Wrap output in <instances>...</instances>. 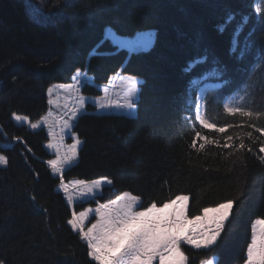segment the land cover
Wrapping results in <instances>:
<instances>
[{"label": "trees", "instance_id": "1", "mask_svg": "<svg viewBox=\"0 0 264 264\" xmlns=\"http://www.w3.org/2000/svg\"><path fill=\"white\" fill-rule=\"evenodd\" d=\"M252 2L0 0V154L9 160L0 167L2 264H96L67 221L74 211L115 201L126 192L140 197L143 207L187 195L191 219L205 207L233 200L217 244L211 250L185 245L183 250L190 264L214 257L216 264H245L253 224L264 219V152L259 151L264 134L249 124L264 128V117H233L222 104L229 94L243 95L246 89L244 102L264 110L259 66L264 20L251 14ZM229 14L235 20L219 30ZM245 15L250 18L239 39L249 50L241 59L232 53L231 40ZM108 29L130 38L155 30L156 39L149 50L130 52L107 38ZM197 57L208 62L186 71ZM214 66L222 69V77L213 80L228 83L205 93L204 116L217 128L226 127V120L238 125L225 133L204 129L194 110V78ZM81 71L93 78L81 87L85 95L102 96L103 86L118 73L139 76L142 83L135 117L98 114L88 104L76 120L73 131L83 145L77 163L65 169L64 181L108 178L112 183L95 201L72 205L47 163L54 159L48 130L18 125L13 113L41 120L50 110L48 89L72 84ZM196 132L215 143H205ZM227 135L233 141L225 148ZM241 138L245 149H238Z\"/></svg>", "mask_w": 264, "mask_h": 264}, {"label": "snow or ice", "instance_id": "2", "mask_svg": "<svg viewBox=\"0 0 264 264\" xmlns=\"http://www.w3.org/2000/svg\"><path fill=\"white\" fill-rule=\"evenodd\" d=\"M251 7V14L264 20V0H253ZM249 18L247 15L242 16L232 32L231 51L241 59L248 54L249 44L246 41L242 45L239 37L244 31ZM234 20L235 16L229 14L224 23L219 26V30L223 31ZM150 42L151 38L148 36L142 38L137 44L146 47ZM207 62V57H197L190 62L186 71L191 72L197 65L206 64ZM259 66L264 69V56L261 57ZM253 74L250 73V77ZM221 77L222 69L214 66L201 76L194 78V80L203 81L211 78L219 80ZM73 79L79 84V75L74 76ZM137 83L138 81L135 79L125 81L123 103L118 100L100 102V108L114 105L117 108L134 109L136 104L133 97L137 94ZM227 83V81H223L220 87H224ZM60 87L67 88L69 86L60 85ZM48 93L51 96L53 89L49 88ZM246 95V89L243 95L232 96L229 94L227 102L222 104L223 111L233 117L247 118L248 121L264 117V110L253 108L244 102ZM84 102L83 97H78L79 107H74L71 110L69 119L75 118ZM196 110L199 124L204 129H215L219 133H225L226 127L238 126L226 120V127L217 128L216 122H210L201 114V105H197ZM13 117L18 122H27L32 129L41 127L38 122L31 123L27 116L13 113ZM249 126L253 127L256 132L264 134V128H257L254 123H250ZM71 127L72 125L64 120L58 140L57 134L50 130L49 134L53 137V142L49 143L48 147L55 151L57 158L47 161L52 172L60 178V187L67 195L69 202L74 200L73 189L78 191L81 198L89 196L94 198L97 189L102 188L104 184L112 183L107 178L92 182L83 180H74L70 184L63 182L65 166H70L75 162L78 154L77 149L81 143L77 139L67 150H62L64 129H70ZM195 135L201 138L200 132H196ZM247 136L251 138L252 132H248ZM202 139L205 143H215V141H210L207 136L202 137ZM232 141L233 136L227 135L223 147H230ZM191 147H197L195 141H193ZM204 147V143L199 145L200 149ZM245 148L246 145L241 138L238 149ZM247 150L250 151L251 149ZM259 151L264 152V145L259 147ZM261 159H264V157H261ZM8 163V157L0 154V165L6 166ZM33 200H35V197H33ZM188 201L189 197L187 195H177L174 199L163 202L159 207L155 202H152L150 206L143 207L140 197L126 192L117 201L100 204L95 210L88 209L79 213L74 211L72 218L67 223L71 225L73 230L77 231L80 238L86 243L88 255L96 264H190V257L185 253L182 245L189 246L194 250H211L217 244L223 230V222L233 208V200L218 203L215 207H205L202 210V215H197L193 219H189L187 214ZM140 207H143V210H137ZM93 212L98 219L95 223H91L90 227L85 228V222ZM189 225H193L191 230L188 228ZM200 264H213V261L201 260ZM245 264H264V219H257L252 227Z\"/></svg>", "mask_w": 264, "mask_h": 264}, {"label": "rangeland", "instance_id": "3", "mask_svg": "<svg viewBox=\"0 0 264 264\" xmlns=\"http://www.w3.org/2000/svg\"><path fill=\"white\" fill-rule=\"evenodd\" d=\"M107 32L109 34L108 35L109 38L113 41V43L115 45H117L121 48H127L128 50H133L132 52H142V51L149 50L153 46L155 39H156L155 30L145 31L144 35H141L140 37H138L139 35L138 36L136 35L133 38L120 35L116 32H112V30H110V29H108ZM148 36H150L151 42L146 47L145 46H138L137 42L141 41L142 38L148 37ZM79 76H80V74H79ZM129 79H135L136 81H138V83L136 85L137 94L135 97H133V100L135 101L136 107L134 109H131V110L124 109V108H117L114 105L111 107L103 108V109L100 108V106H99L100 102H108V101H117L118 100V101H120V103H123L124 84H125V81H127ZM86 81L88 82V80H86ZM113 82L110 84V86L105 88L107 91L104 92V94L102 96H93V95L82 94L80 92L81 85L76 87V85L73 84V85H67V86H69L67 88H61L60 85H64V84H54L50 87L53 89L52 95L50 96L48 93L49 101H51V103H49L50 104V110L47 113V115H45L41 120L37 121L41 125L40 128L32 129L27 122H18L15 120L14 117H13V119L16 122V124L27 125L33 131H37L41 128H46L48 130V133H50V130H51L52 132H55L57 134V140L59 139V136L61 134L62 122L64 120H67L72 125V127L70 129H64L65 135H64L62 150H67V148L70 145H72L73 143H75V141L77 139L81 142L78 146V149H77L78 154H77V157L75 158V162L72 164V165H74L78 161L79 151L83 145V141L78 137V135L76 133H74L73 128H74L75 122L78 119V117L87 112L88 104H91L94 107L95 112H97L98 114H118V115H126L129 117H135L137 115V101L139 98L140 84L142 83V78L139 76H135V75H128V74L119 73ZM115 82H117V83H115ZM91 83H93V82H91ZM81 84H84V82L82 81ZM220 84H221L220 81L213 80V78L206 79L203 81H200V80H194L193 81L192 88L196 90V98L194 100L195 112H197L196 106L201 105L202 106L201 114L204 115V99H201V98H204V95L207 91H209L211 89L218 88L220 86ZM78 97L84 98V101H85L84 105L77 112L75 118L69 119V117L71 115V110L74 107H79ZM192 103H193V101H192ZM196 116H197V114H196ZM204 118H205V116H204ZM197 121L199 122L198 118H197ZM37 122H31V123H37ZM210 130H213V129H210ZM201 137H204V136H201ZM52 142H53V137L50 135L49 143H52ZM47 148H48L49 152L54 155V159H56L57 156H56L55 151L53 149L49 148L48 145H47ZM72 165H70V166H72ZM70 166H65V169L70 167ZM0 167H5V165H0ZM55 176L58 177L57 174H55ZM101 179H103V178H101ZM97 180H99V179H97ZM63 182L70 184L72 181L66 182L63 179ZM86 182H92V181H86ZM108 185H110V184H104L102 186V188L104 186H108ZM102 188L96 190L97 194L95 195L94 198L90 197V196L86 197V198H81L79 196L78 191L76 189H73L72 191L74 194V200L70 203L72 205H74L77 202H85V201H89V200L95 201L96 196L98 194H100ZM60 189L62 192H64L61 187H60ZM117 200L118 199H116L115 201H117ZM100 204L101 203H97L95 206H90V207L86 208L84 211H86L88 209L95 210ZM188 205H189V201H188ZM137 210H139V209H137ZM229 216H230V214H229ZM229 216L227 217V219L229 218ZM96 219H98V217L95 216L94 212L92 214H90L88 217V220L85 222V228L90 227L91 223H95ZM189 219H191V218H189ZM226 220H224L223 226H224V223L226 222ZM192 227H193V225H189L188 226L189 230H191ZM183 246L184 245H182V248H183ZM210 260L213 261V264H216L217 258L214 257Z\"/></svg>", "mask_w": 264, "mask_h": 264}, {"label": "crops", "instance_id": "4", "mask_svg": "<svg viewBox=\"0 0 264 264\" xmlns=\"http://www.w3.org/2000/svg\"><path fill=\"white\" fill-rule=\"evenodd\" d=\"M80 74V76L82 77L83 76V74L86 76V80H88V81H90V82H92L93 80H92V78L91 77H89V76H87L86 75V72H78L76 75H79ZM117 76H115L112 80H111V82L108 84V86H110V84L114 81V79L116 78ZM74 82H76L75 80H74ZM114 83V82H113ZM115 83H117V82H115ZM73 85V84H72ZM108 86H106V87H108ZM105 87V88H106ZM104 88V89H105ZM105 92H106V89H105Z\"/></svg>", "mask_w": 264, "mask_h": 264}, {"label": "bare ground", "instance_id": "5", "mask_svg": "<svg viewBox=\"0 0 264 264\" xmlns=\"http://www.w3.org/2000/svg\"><path fill=\"white\" fill-rule=\"evenodd\" d=\"M110 30H112V29H110ZM113 32V31H112ZM142 35V34H141Z\"/></svg>", "mask_w": 264, "mask_h": 264}]
</instances>
